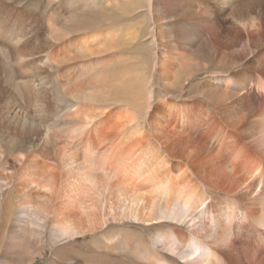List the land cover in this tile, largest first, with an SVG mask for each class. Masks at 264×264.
Instances as JSON below:
<instances>
[{
	"label": "bare ground",
	"instance_id": "obj_1",
	"mask_svg": "<svg viewBox=\"0 0 264 264\" xmlns=\"http://www.w3.org/2000/svg\"><path fill=\"white\" fill-rule=\"evenodd\" d=\"M43 1L0 0V261L264 264V0Z\"/></svg>",
	"mask_w": 264,
	"mask_h": 264
},
{
	"label": "rangeland",
	"instance_id": "obj_2",
	"mask_svg": "<svg viewBox=\"0 0 264 264\" xmlns=\"http://www.w3.org/2000/svg\"><path fill=\"white\" fill-rule=\"evenodd\" d=\"M48 2L47 0H44L41 5H40V8L44 7L45 5H47ZM165 19H162L160 18V16L158 14H156L155 16H151V19H148V18H137V19H130V22H125L124 20H120L119 21V25H120V28L121 29H124L125 26H135V27H139L141 28L142 30H144V32H149L151 29V25L155 26V30L157 33H161V32H164L166 33L167 32V25H163L160 24L161 22H164ZM167 20V19H166ZM173 20L172 18L169 19V21ZM155 21V24H157L158 26L154 25V22ZM151 48L152 46H150L149 44L147 43H143L139 46L138 48V52H142V54L146 57L148 55V52H151ZM110 103H114V101L110 102ZM29 146L28 145H25L23 146V149L24 150H28ZM113 233H120V230H115V231H112ZM90 236V235H89ZM88 236L87 239H89L90 237ZM83 240V239H82ZM76 249H74V254L75 256H78V255H87V256H93V251H91L86 244H83V242H80L76 247ZM62 257H64L66 255V253H62ZM73 256V255H72ZM50 257H51V253H49L45 260H44V264H46L48 261H50ZM47 260V261H46ZM9 262V259L8 258H1V261H0V264H7ZM43 262L39 261V260H35L33 264H41Z\"/></svg>",
	"mask_w": 264,
	"mask_h": 264
}]
</instances>
